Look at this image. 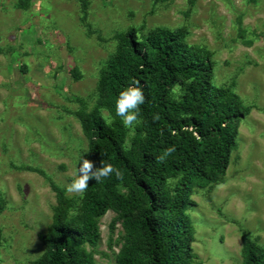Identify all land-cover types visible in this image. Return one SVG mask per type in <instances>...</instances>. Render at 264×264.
<instances>
[{
    "label": "rangeland",
    "instance_id": "374dc122",
    "mask_svg": "<svg viewBox=\"0 0 264 264\" xmlns=\"http://www.w3.org/2000/svg\"><path fill=\"white\" fill-rule=\"evenodd\" d=\"M132 27L139 37L185 29L190 46L210 52L214 84L252 106L226 176L194 190L196 262L241 264L243 232L264 246V0H0V264H34L45 254L40 235L57 205L51 182L66 190L89 155L76 113L96 107L118 35ZM137 126L126 127L127 147ZM67 196L78 214L83 195ZM99 224L101 241L89 250L96 264H116L121 221L110 211Z\"/></svg>",
    "mask_w": 264,
    "mask_h": 264
},
{
    "label": "trees",
    "instance_id": "16d2710c",
    "mask_svg": "<svg viewBox=\"0 0 264 264\" xmlns=\"http://www.w3.org/2000/svg\"><path fill=\"white\" fill-rule=\"evenodd\" d=\"M187 34L183 28L160 27L139 37L132 27L118 35L116 52L101 73L96 107L83 106L76 115L88 139V160L94 168L101 161L112 163L122 178L90 179L75 215L67 191L51 182L57 205L49 231L40 235L45 254L34 264H96L89 247L101 241L99 219L110 211L124 231L116 264H202L196 262V231L188 213L195 206L194 190L226 176L252 106L231 86L214 84L210 52L190 46ZM134 81L145 100L127 147L128 131L115 102ZM4 210L0 197V215ZM242 242L241 264H264V246L248 232ZM2 244L0 228V252Z\"/></svg>",
    "mask_w": 264,
    "mask_h": 264
},
{
    "label": "clouds",
    "instance_id": "9594fccd",
    "mask_svg": "<svg viewBox=\"0 0 264 264\" xmlns=\"http://www.w3.org/2000/svg\"><path fill=\"white\" fill-rule=\"evenodd\" d=\"M139 81L129 84L116 97V115L122 118L123 125L129 129H134V125L139 123L140 105L144 103L145 97L142 87L138 86ZM127 142V141H126ZM174 147L169 148L168 152L174 151ZM82 160L80 156L78 163ZM115 174L118 179L122 178L121 171L112 163L101 161V166L95 167L92 161L83 159L75 171L74 178L67 186L69 193L83 195L89 187V180L94 179L96 183L103 182L104 178Z\"/></svg>",
    "mask_w": 264,
    "mask_h": 264
}]
</instances>
